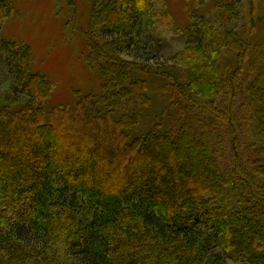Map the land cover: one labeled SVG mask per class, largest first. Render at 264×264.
Listing matches in <instances>:
<instances>
[{
    "label": "trees",
    "instance_id": "trees-1",
    "mask_svg": "<svg viewBox=\"0 0 264 264\" xmlns=\"http://www.w3.org/2000/svg\"><path fill=\"white\" fill-rule=\"evenodd\" d=\"M139 2L92 0L97 81L74 105L47 109L53 83L0 38L13 79L0 109V264H264L260 0H212L213 17L201 0L184 28L194 41L166 66L145 54ZM238 10L241 27L215 25ZM10 14L0 0V29ZM155 96L166 117L137 133Z\"/></svg>",
    "mask_w": 264,
    "mask_h": 264
},
{
    "label": "rangeland",
    "instance_id": "rangeland-1",
    "mask_svg": "<svg viewBox=\"0 0 264 264\" xmlns=\"http://www.w3.org/2000/svg\"><path fill=\"white\" fill-rule=\"evenodd\" d=\"M138 9H146L141 22V44L147 47L146 55L150 63L159 66L169 64L167 58L171 53L181 50L194 40L185 33L189 24L188 10H201V0H147L150 7L145 8L146 0H139ZM212 0H202V13L208 17L216 15L215 7H210ZM92 0H11V14L0 29V38L13 41L30 52V69L39 72L50 80L54 90L47 101V109L60 105H74L77 93L91 90L96 84V74L87 64L89 50L84 31L91 13ZM145 5L144 8H140ZM189 7V9H188ZM168 10L171 17H163ZM139 11V12H140ZM238 10L230 19H216V26L239 28L245 23L244 13ZM239 12V13H238ZM253 44L260 41L264 32V0H260V12ZM142 46V47H143ZM139 48L141 52L144 50ZM138 55H140V53ZM124 58H131L123 54ZM233 66L234 59H226ZM13 79L8 74L4 56L0 55V109L5 106V99L12 87ZM161 86V85H160ZM157 97V98H156ZM166 101L158 96L145 109V115L139 122L136 132L145 131L150 125L149 120L165 118ZM147 120V121H146ZM155 121H159L156 120ZM254 156L253 151H249Z\"/></svg>",
    "mask_w": 264,
    "mask_h": 264
}]
</instances>
